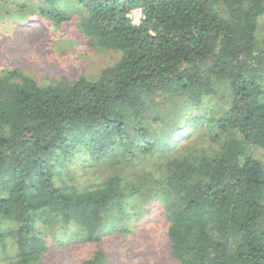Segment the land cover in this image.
Segmentation results:
<instances>
[{
    "label": "trees",
    "instance_id": "trees-1",
    "mask_svg": "<svg viewBox=\"0 0 264 264\" xmlns=\"http://www.w3.org/2000/svg\"><path fill=\"white\" fill-rule=\"evenodd\" d=\"M11 14L76 15L119 58L47 83L0 71L9 264H114L153 203L179 264H264V0H0Z\"/></svg>",
    "mask_w": 264,
    "mask_h": 264
},
{
    "label": "rangeland",
    "instance_id": "rangeland-1",
    "mask_svg": "<svg viewBox=\"0 0 264 264\" xmlns=\"http://www.w3.org/2000/svg\"><path fill=\"white\" fill-rule=\"evenodd\" d=\"M20 15L0 17V71L18 69L35 77L39 83L50 82L64 76L75 79L93 77L98 71L112 65L119 54L111 50L87 48L78 31V16L62 27L52 26L28 14L32 20H21ZM264 27V16L260 19ZM262 33V32H261ZM137 214L125 220L126 228H134V237L127 243L128 251L114 264H179L169 255L166 243L167 222L156 203L149 205V212L135 204ZM92 245L78 243L72 247L76 256L91 249ZM14 247L0 248V264H9ZM66 264V262H64Z\"/></svg>",
    "mask_w": 264,
    "mask_h": 264
},
{
    "label": "built area",
    "instance_id": "built-area-1",
    "mask_svg": "<svg viewBox=\"0 0 264 264\" xmlns=\"http://www.w3.org/2000/svg\"><path fill=\"white\" fill-rule=\"evenodd\" d=\"M127 16L132 20L133 23L138 24L141 17H142L141 9L136 8V9L132 10Z\"/></svg>",
    "mask_w": 264,
    "mask_h": 264
},
{
    "label": "clouds",
    "instance_id": "clouds-1",
    "mask_svg": "<svg viewBox=\"0 0 264 264\" xmlns=\"http://www.w3.org/2000/svg\"><path fill=\"white\" fill-rule=\"evenodd\" d=\"M140 22V21H139ZM136 24V23H135Z\"/></svg>",
    "mask_w": 264,
    "mask_h": 264
}]
</instances>
